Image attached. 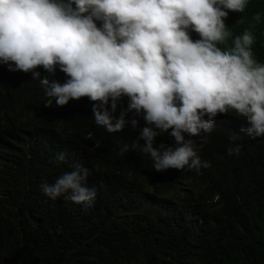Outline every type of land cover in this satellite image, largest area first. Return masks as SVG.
I'll list each match as a JSON object with an SVG mask.
<instances>
[{
  "label": "trees",
  "instance_id": "1",
  "mask_svg": "<svg viewBox=\"0 0 264 264\" xmlns=\"http://www.w3.org/2000/svg\"><path fill=\"white\" fill-rule=\"evenodd\" d=\"M53 78L66 76L57 68ZM93 103L58 107L31 73L0 65V264H264V137L244 136L229 156L242 126L216 117L211 134L193 137L210 167L158 172L149 156L119 151L145 121L109 133ZM75 164L98 189L91 207L40 190Z\"/></svg>",
  "mask_w": 264,
  "mask_h": 264
},
{
  "label": "clouds",
  "instance_id": "2",
  "mask_svg": "<svg viewBox=\"0 0 264 264\" xmlns=\"http://www.w3.org/2000/svg\"><path fill=\"white\" fill-rule=\"evenodd\" d=\"M0 65L31 73L58 107L89 98L109 133L142 118L139 137L119 151L149 156L158 172L210 167L193 137L211 134L216 117L242 126L229 156L244 136L264 137V0H0ZM164 134L173 145H156ZM71 167L41 192L93 206L90 170Z\"/></svg>",
  "mask_w": 264,
  "mask_h": 264
}]
</instances>
